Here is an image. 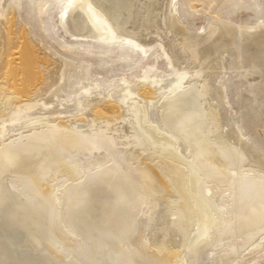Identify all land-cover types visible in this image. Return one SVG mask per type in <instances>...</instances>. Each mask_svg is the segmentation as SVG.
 <instances>
[{
  "label": "rangeland",
  "instance_id": "rangeland-1",
  "mask_svg": "<svg viewBox=\"0 0 264 264\" xmlns=\"http://www.w3.org/2000/svg\"><path fill=\"white\" fill-rule=\"evenodd\" d=\"M62 6L63 0H0V105L4 104L0 135L4 131L8 140L40 131L35 126L43 118L85 128L96 111L110 107L116 113L118 108L122 118H128L122 124L126 138L121 139L132 145L129 164L152 165L166 182L156 198L152 223L140 235L145 248L156 252L157 234L174 230L170 245L177 250L180 264H264V232L233 255L225 246L214 245L212 235L190 244L199 225L193 221L189 225L191 238L190 231L183 229L192 219L184 205L189 193L183 195L160 164L170 162L179 168L180 162L155 153L157 147L149 145L137 130L132 108L144 110L147 120L163 130L160 101L170 93L169 88L176 83L184 88L201 69L208 108L216 110L220 132L239 146L252 168L264 170V0H139L131 15L122 10L118 17V27L137 33L127 38L119 36V31L95 28L83 20L79 10L68 18ZM140 10L145 12L142 20ZM22 47L32 56L28 67L18 64ZM12 59L20 67L17 82L27 79L26 94H17L16 84L4 79ZM121 123L119 119L114 128ZM177 145L185 155L184 143L177 140ZM106 164L102 154L80 163L86 173ZM15 179L5 177L4 184L10 181L19 188ZM64 179L63 175L55 181ZM206 194L216 204L229 207L226 193L219 188ZM56 249L57 245L51 248Z\"/></svg>",
  "mask_w": 264,
  "mask_h": 264
},
{
  "label": "bare ground",
  "instance_id": "bare-ground-1",
  "mask_svg": "<svg viewBox=\"0 0 264 264\" xmlns=\"http://www.w3.org/2000/svg\"><path fill=\"white\" fill-rule=\"evenodd\" d=\"M136 1L63 0L62 11L70 18L79 10L83 20L95 28L103 26L109 33L119 31V36L136 37L137 33L122 30L118 21L122 10L131 15ZM144 14L140 10V20ZM19 53L18 64L28 67L32 58L28 49L22 47ZM15 64L12 59L4 79L16 84L15 92L23 95L28 90L27 79L17 82L20 67ZM201 73L198 69L184 88L176 83L160 101L163 130L147 120L144 110L132 108L137 130L149 145L157 147L155 153L180 162L179 168L170 162L160 164L180 192L189 193L184 205L192 219L183 229L190 231L191 238L189 225L192 221L199 225L190 244L212 235L214 245L225 246L223 249L233 255L264 232V170L252 168L239 146L220 132L217 112L208 108L207 84ZM153 94L148 91V95ZM3 107L1 103L0 110ZM122 117L118 108L114 113L107 107L96 111L85 128L65 121L49 123L43 118L35 126L40 131L8 140L2 132L0 264H180L177 250L170 245L174 230L157 234L153 244L156 252H149L141 242L140 235L152 223L156 198L166 182L152 165L129 164L132 145L121 139L126 138L122 124L128 118ZM116 118L122 122L119 128L113 126L119 120ZM177 140L184 143L185 155L175 146ZM98 154L107 157L106 166L86 173L81 161ZM63 175L65 179L57 183ZM8 176H16L19 188L10 181L4 184ZM13 188L16 191L12 192ZM211 188L226 193L229 207L216 204L206 194ZM181 210L184 214L183 207Z\"/></svg>",
  "mask_w": 264,
  "mask_h": 264
}]
</instances>
